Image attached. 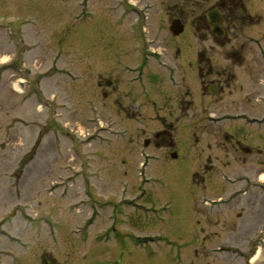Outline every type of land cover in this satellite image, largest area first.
<instances>
[{
  "label": "rangeland",
  "instance_id": "obj_1",
  "mask_svg": "<svg viewBox=\"0 0 264 264\" xmlns=\"http://www.w3.org/2000/svg\"><path fill=\"white\" fill-rule=\"evenodd\" d=\"M88 1L86 13L83 0H0V20L12 21L11 36L0 30V62L7 63H0V264H42V255L46 264H248L253 241L264 250V64L251 63L250 75L233 68L243 92L225 95L219 112L209 102L210 115L191 122L196 138L187 122L170 124L184 149L171 163L169 151L143 146V133L162 127L150 99L161 105L174 88L148 81L144 121L116 118L114 134L94 129L106 124L102 92L124 101L122 65L134 61L131 26L142 17L144 35L166 58L174 57L168 28L178 13L188 22L182 42L219 62V48L190 24L215 0ZM239 34L249 61L248 52L259 50L249 49L250 29ZM129 93L141 98L133 87ZM33 94L42 108L29 101ZM91 100L101 113L93 115ZM89 133L107 141L90 135L82 143ZM208 144L219 157L212 170L202 167ZM257 250L252 262L264 264Z\"/></svg>",
  "mask_w": 264,
  "mask_h": 264
},
{
  "label": "flooded vegetation",
  "instance_id": "obj_2",
  "mask_svg": "<svg viewBox=\"0 0 264 264\" xmlns=\"http://www.w3.org/2000/svg\"><path fill=\"white\" fill-rule=\"evenodd\" d=\"M186 15L190 18L187 12ZM7 18L9 16L4 15L1 21L3 23L8 22ZM177 19L184 26H187L188 22L184 16L176 13L171 21ZM136 22L134 21L133 24ZM190 24L196 28L201 27L206 32V35L201 37L204 43L210 41L212 46L219 48V62L213 61L207 48L191 50L190 41H186L189 38H185L186 42L184 43L181 40L184 35L182 37H169L174 42V57L172 58H166L165 52L157 51L154 45H151L152 41H148L146 35H135L133 36L135 40L133 44L137 46V49L134 53V61L133 58L123 61L124 73L121 77L124 97L131 96L132 98H129V101L124 98V101L117 103V99L113 98V92H102L104 100L109 102L108 112L106 109L104 114L106 122L111 125L119 124L117 120L119 119L122 121L121 123H138L145 119L142 108L146 102L144 97L149 96V82H168L174 90H172V94L164 96L161 105H157L154 100L150 99L155 114L154 118L162 124L161 129L148 134L143 129H140V132H144V147L169 151L168 155H170L172 162L179 159V155L184 149L180 148L177 143L174 128L170 124L179 121L187 122L188 137L190 139L196 138L198 133L191 122H202L203 117L210 115L211 106L208 105L209 102L217 104V111L219 112V106H223L222 102L225 95L232 98L234 91H237L238 94L243 92L242 84H238V87L234 86L235 83L237 85V74L233 68L241 67L244 74L250 75L253 72L251 63L258 61L264 64V46H262L264 43V0H215L205 14L190 18ZM140 27H144V25ZM240 28L250 29L251 34L247 36L249 49L256 47L259 50L258 53L248 52L249 61L243 54L246 47L240 41ZM223 50L226 51L223 52ZM151 66L158 67L162 73L160 75L154 71L147 73ZM261 81L264 84V78L258 80V83L261 84ZM105 85L108 89L112 88L110 81L105 82ZM98 86L101 87V84ZM131 87L138 92V96L141 98H134L129 93ZM160 112L163 114L161 115ZM215 122L218 123L217 132L219 133V115ZM122 135L127 140L132 138V133L129 132L128 127L122 128ZM225 139L233 141V137L225 136ZM236 141L237 145L240 146L239 139ZM190 143L191 141L187 142L188 145ZM233 148L237 150L235 146ZM211 149L212 146L209 144L206 148L201 149V153L205 154L202 163L204 170H212L217 167L219 162L218 156L213 159L211 153H207ZM217 149L219 150V145ZM241 149L244 152H250V149L246 147ZM43 256H41L42 264L46 262V258Z\"/></svg>",
  "mask_w": 264,
  "mask_h": 264
},
{
  "label": "water",
  "instance_id": "obj_3",
  "mask_svg": "<svg viewBox=\"0 0 264 264\" xmlns=\"http://www.w3.org/2000/svg\"><path fill=\"white\" fill-rule=\"evenodd\" d=\"M170 30L174 34H178L182 30V28H181V26H178L177 24L173 23V25L170 27Z\"/></svg>",
  "mask_w": 264,
  "mask_h": 264
}]
</instances>
